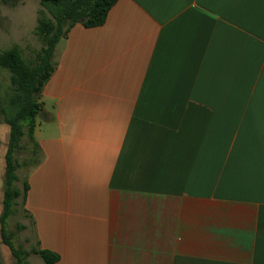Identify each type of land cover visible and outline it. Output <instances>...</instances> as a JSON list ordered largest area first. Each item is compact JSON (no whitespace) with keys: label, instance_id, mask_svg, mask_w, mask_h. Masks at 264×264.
<instances>
[{"label":"crops","instance_id":"crops-1","mask_svg":"<svg viewBox=\"0 0 264 264\" xmlns=\"http://www.w3.org/2000/svg\"><path fill=\"white\" fill-rule=\"evenodd\" d=\"M58 54L27 175L34 247L53 264H264V0H118Z\"/></svg>","mask_w":264,"mask_h":264},{"label":"trees","instance_id":"trees-1","mask_svg":"<svg viewBox=\"0 0 264 264\" xmlns=\"http://www.w3.org/2000/svg\"><path fill=\"white\" fill-rule=\"evenodd\" d=\"M19 1L2 0L5 4H17ZM117 1L40 0L41 9L34 35L40 39L41 49L27 57L23 48L15 44L0 53V71L9 73V82L4 87L0 84V116L1 123L10 128L4 157L0 244L10 249L13 264H28V257L32 254L39 255L46 264L59 260V256L49 250L24 248L11 228V219L20 205L19 199H23L24 205L29 190L27 176L23 189L17 186L18 172L22 169L31 171L40 161L34 132L38 114L42 110L41 93L58 64L60 43L76 24L86 27L103 25ZM22 154H28L29 157L21 161ZM21 228L26 226L19 225L18 229Z\"/></svg>","mask_w":264,"mask_h":264},{"label":"rangeland","instance_id":"rangeland-1","mask_svg":"<svg viewBox=\"0 0 264 264\" xmlns=\"http://www.w3.org/2000/svg\"><path fill=\"white\" fill-rule=\"evenodd\" d=\"M0 7L2 12L6 15L5 19L9 21V37L3 38L0 41V53L9 50L13 45L19 44L24 50L27 57L33 56L38 52L42 43L40 39L33 35L31 30L37 26L39 10L41 9L40 0H21L17 4H5L0 0ZM21 26V30H20ZM63 41L60 43L62 45ZM9 82V73L7 71H0V84L4 87ZM0 116V135H3L5 130L10 131L9 126L1 123ZM9 138V134L7 140ZM1 144V142H0ZM3 148L0 147V211L2 210V183L3 174L5 170V160L1 158ZM29 157L28 154L20 155V160L23 161ZM29 169H22L18 172L19 180L17 186L23 189L24 181ZM22 198L19 199L20 205L16 214L11 219V228L16 232L18 242L26 249L30 250L35 246L33 233L30 226V219L25 212ZM19 225H28L29 227L18 229ZM0 264H13L10 249L3 244H0Z\"/></svg>","mask_w":264,"mask_h":264},{"label":"water","instance_id":"water-1","mask_svg":"<svg viewBox=\"0 0 264 264\" xmlns=\"http://www.w3.org/2000/svg\"><path fill=\"white\" fill-rule=\"evenodd\" d=\"M44 111L41 110L40 113L38 114V118L42 121H44V117H43Z\"/></svg>","mask_w":264,"mask_h":264}]
</instances>
